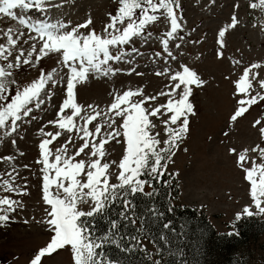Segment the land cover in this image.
I'll use <instances>...</instances> for the list:
<instances>
[{
	"label": "snow or ice",
	"instance_id": "1",
	"mask_svg": "<svg viewBox=\"0 0 264 264\" xmlns=\"http://www.w3.org/2000/svg\"><path fill=\"white\" fill-rule=\"evenodd\" d=\"M60 6L51 0H0V17L16 22L15 27L10 26L2 33L6 42H0V133L15 144L16 140L11 137L19 135L18 122L29 117L35 119L33 109L51 100L53 88L60 86L65 94L56 117L47 122L56 130L39 129L42 139L36 163L42 166V203L46 215L43 220L32 219L46 227L49 239L34 253L30 264H46L44 258L59 250L70 252L72 264H125L110 256L107 249L114 246L124 255L136 251L149 255L146 248H141V239L151 235L149 220L155 223L165 216L155 203L160 189L154 182L162 180L169 161L181 150L190 132V118L197 115L190 98L206 81L186 64L175 71L165 67L155 74L164 76L168 82L155 94H146L142 88L114 92L105 109L78 103L77 86L87 82L90 76L108 77L120 72L122 69L111 62L118 64L123 60L127 55L124 46L134 43L135 37L144 35L161 17L170 24V30L161 39L162 52L167 54L165 63L168 58L175 61L169 41L183 39L178 36L182 27L176 11L179 4L178 0H118L115 13H108V22L101 33L90 27L91 18L73 26L70 21L54 20L50 16L33 18L28 14L35 8L47 15L49 7ZM249 7L264 13V0H252ZM239 23L233 13L230 21L218 30V59L224 57L226 34ZM261 29L264 30V25ZM155 56L160 57L162 53L156 52ZM50 57L56 58L55 67L47 71L37 67ZM232 64L240 65V61L233 60ZM24 66L35 68L38 77L31 82H19L16 77ZM225 79L233 85L235 100L230 124L238 122L253 106L264 104V62L241 66L235 79L231 76ZM253 127L257 128L259 143L242 149L228 148L249 186L250 195V204L235 214V222L242 217L264 214V123L257 119ZM223 134L229 135L227 131ZM61 136L63 140L53 151L50 145ZM113 141L125 145L118 163L105 159V146ZM69 145L75 150L70 152ZM183 151L188 149L184 147ZM0 160L12 161L13 157H0ZM114 165L116 170L113 171ZM13 173H16L15 167L12 172L0 173V178L7 177L0 179V189L18 197L28 195L26 183L16 185ZM145 186L150 190L146 191ZM137 194L152 201L142 214L136 212L134 197ZM253 205L258 212L253 211ZM114 206L120 208L116 213L118 219L112 218ZM23 208L21 199L0 196V225L12 220L11 214ZM167 211L173 212L174 208L169 206ZM98 219L108 225L102 234H98ZM137 219L140 228L135 227ZM235 222L228 236L239 234ZM128 225L133 227L134 235L125 236L122 232ZM162 229L160 239L166 244H171L168 233L177 238L182 234L170 220L162 223ZM169 254L173 256L171 264H189L178 258V254L184 255L182 248L177 247L173 252L170 247Z\"/></svg>",
	"mask_w": 264,
	"mask_h": 264
},
{
	"label": "rangeland",
	"instance_id": "2",
	"mask_svg": "<svg viewBox=\"0 0 264 264\" xmlns=\"http://www.w3.org/2000/svg\"><path fill=\"white\" fill-rule=\"evenodd\" d=\"M51 2L61 6L49 7L47 15L36 9H32L28 14L33 18L47 19L50 16L54 20L70 21L73 26L91 18L90 27L95 28L97 33H101L108 22V13H115L118 7V0ZM251 2L252 0H178L179 7L176 11L182 25L178 36L183 39L169 41V50L176 57L175 61L168 58L165 63L167 54L162 52L161 39L170 30V24L161 17L160 21L154 22L146 29L144 35L135 37L134 43L124 46L127 55L123 60L118 64L111 62L122 69L120 72L108 77L90 76L87 82L77 86L78 103L85 106L93 104L105 109L114 92L142 88L146 94H155L163 90L168 81L164 76H157L155 73L165 67L175 71L181 70L179 66L186 64L206 81L190 98L196 106L197 115L190 118V132L181 145V150L169 161L167 172L172 173L178 180V202L206 215L219 233L233 231L231 225L235 222V214L250 204L249 186L242 178V173L234 163L233 154L228 152V148L234 146L242 149L259 143V126L254 128L253 124L257 119L264 123V104L253 106L248 113L238 118V122L229 123L235 100L232 96L233 85L225 76L235 79L241 66L264 62V30L261 29V25H264V13L251 9ZM236 4L239 5L238 8L234 7ZM233 13L237 15L240 23L236 29H230L226 34L224 57L218 59V30L230 21ZM17 14H20L19 10ZM10 26L15 27L16 22L7 17H0V42H6L2 33ZM176 44L180 47L176 48ZM156 52H161L162 56H155ZM233 60H239L240 65H233ZM55 66L56 58L50 57L45 58L37 67L47 71ZM37 77L35 68L24 66L16 78L24 83ZM52 91L51 100H47L39 109H33L32 116L35 119L29 117L23 122H18L19 135L13 134L11 137L16 140L15 144L0 133V157H13L12 161L0 160V173L12 172L15 167L18 175L13 173L16 176L14 183L18 186L26 183L28 188V195L23 197L0 189V196L10 195L13 199H21L24 204L22 210L18 209L16 213L11 214L12 220L0 225V264H30L34 253L45 246L49 239L46 227L35 222L43 220L46 215L42 203V166L36 161L40 158L39 142L42 139L39 129L43 127L45 131L56 130L47 122L56 117L57 108L62 104L65 95L60 86ZM225 131L229 133L228 136H224ZM62 140L63 136L58 137L57 141L50 145L53 151ZM105 147V159L118 163L125 145L113 141ZM184 147L188 149L187 152L183 151ZM69 150L71 152L75 149L69 145ZM24 165L28 167L25 168ZM111 170H116L115 165ZM252 207L254 212H258L254 205ZM32 217H35V220ZM252 218L264 219V214L254 215ZM26 219L28 223L24 222ZM244 219L249 218L242 217L241 221ZM240 252L248 264H264V233L249 247H241ZM44 260L46 264H72L71 254L67 250H59Z\"/></svg>",
	"mask_w": 264,
	"mask_h": 264
},
{
	"label": "trees",
	"instance_id": "3",
	"mask_svg": "<svg viewBox=\"0 0 264 264\" xmlns=\"http://www.w3.org/2000/svg\"><path fill=\"white\" fill-rule=\"evenodd\" d=\"M163 181L168 182L167 186ZM154 186L160 189V195L155 198L156 206L165 212V216L162 221L155 223L149 220L151 235L141 239V248H146L149 255H142L140 251L124 255L111 246L107 249L110 256L123 260L125 264H152L153 261L171 264L173 256L169 254V248L171 247L175 252L179 247L183 249L184 255L180 257L178 254V258L187 260L189 264H248L240 248L249 247L260 234L264 233V219H244L236 224L239 234L228 236V232H217L206 215L189 205L178 202L180 188L177 178L172 173L166 172L161 181L154 182ZM145 190L150 189L145 186ZM134 203L137 205V214H142L152 201L137 194L134 197ZM169 206L174 208L173 212L167 211ZM119 210V206L113 207L112 218L118 219L116 213ZM169 220L177 232L182 234L177 238L175 234L168 233L171 244H166L160 239V233L164 231L162 223ZM107 227L106 221L97 220L98 234L106 231ZM135 227H141L139 219ZM122 232L125 236L135 234L131 225L122 228Z\"/></svg>",
	"mask_w": 264,
	"mask_h": 264
},
{
	"label": "bare ground",
	"instance_id": "4",
	"mask_svg": "<svg viewBox=\"0 0 264 264\" xmlns=\"http://www.w3.org/2000/svg\"><path fill=\"white\" fill-rule=\"evenodd\" d=\"M33 9H35V8H33ZM49 13V12H48ZM49 15V14H48ZM42 16L44 17V14H42ZM46 17V16H45Z\"/></svg>",
	"mask_w": 264,
	"mask_h": 264
}]
</instances>
